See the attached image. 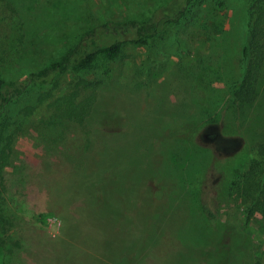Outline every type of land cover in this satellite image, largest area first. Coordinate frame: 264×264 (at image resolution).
<instances>
[{
    "label": "rangeland",
    "instance_id": "1",
    "mask_svg": "<svg viewBox=\"0 0 264 264\" xmlns=\"http://www.w3.org/2000/svg\"><path fill=\"white\" fill-rule=\"evenodd\" d=\"M169 1L0 0V73L24 90L74 44L72 26L143 21ZM248 2L198 0L149 46L27 95L0 198V264H231L236 253L264 264V216L248 222L239 200L219 194L220 172L204 173L208 154L234 157L231 177L244 172L264 138V64L252 105L232 94ZM80 78L93 85L76 89ZM75 93L86 118L61 125L58 100Z\"/></svg>",
    "mask_w": 264,
    "mask_h": 264
},
{
    "label": "trees",
    "instance_id": "2",
    "mask_svg": "<svg viewBox=\"0 0 264 264\" xmlns=\"http://www.w3.org/2000/svg\"><path fill=\"white\" fill-rule=\"evenodd\" d=\"M197 2L198 0H170L166 6L159 8L150 18L143 21L128 19L122 22H98L90 20L87 28L80 33H78L79 25L72 26L74 36L70 40V45L75 41L74 44L68 46L59 59L52 60L37 72H31L25 80L28 85L24 86V90L18 87L17 82L7 79L0 73V198L6 189L5 173L9 165L13 142L27 117L25 115L21 119V113L15 108L28 102V94H34L40 87L55 86V79L58 75L69 68L88 71L93 69L100 60H116L127 45L149 46L165 32L185 20ZM245 13L246 45L242 53V74L239 81L232 85L234 103L239 104L242 109L252 105L257 98V84L264 64V0H249ZM23 39L27 40V36ZM19 82L23 83L22 80ZM31 85L33 88L30 90ZM92 85L90 81L80 78L75 83V88L86 90ZM52 90H47L46 93ZM77 98L78 95L75 93L63 95L58 100L64 107V113L57 114L61 125L64 121L71 122V119L79 123L85 120L86 104L77 105L74 102ZM33 110L34 108H27L25 114L30 115ZM193 123L192 118L188 117L183 123V130L184 136L187 137L185 140L195 145L192 138L197 130L192 128ZM53 124L51 122L50 125ZM256 150L257 156L250 161L245 171L237 169L232 177L230 176V165L234 163L235 158L231 156L215 158L213 154H208L209 164L207 163V169L204 171L206 173L214 167L220 172L219 194L227 190L232 198L239 200L243 205V212L248 222L257 214L264 216V138L257 143ZM202 193L201 189L200 195ZM205 211H208L209 217H214L208 208ZM0 216L1 222L4 223L1 203ZM42 217L44 214L39 215V218ZM12 252L13 250H10V253ZM239 255L241 254L236 253L235 261L231 264H243ZM10 261L11 259H5L4 263L10 264Z\"/></svg>",
    "mask_w": 264,
    "mask_h": 264
}]
</instances>
